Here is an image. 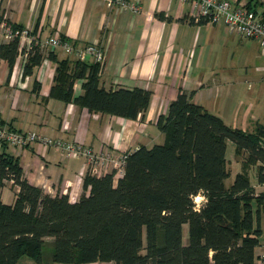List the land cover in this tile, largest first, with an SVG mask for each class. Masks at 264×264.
Here are the masks:
<instances>
[{
	"label": "trees",
	"instance_id": "16d2710c",
	"mask_svg": "<svg viewBox=\"0 0 264 264\" xmlns=\"http://www.w3.org/2000/svg\"><path fill=\"white\" fill-rule=\"evenodd\" d=\"M27 54L24 76L44 58L39 45ZM18 55L17 38L0 43V59L10 68ZM45 56L55 64L50 98L130 120L146 111L149 92L100 86L101 64ZM191 98L178 93L157 120L164 142L129 152L117 179L113 172L85 174L76 202L28 183L18 158L2 152L0 185L12 181L18 191L12 204L0 199V264L22 258L47 264L50 251L47 260L57 264H255L264 191H255L249 172L264 187V126L252 132L232 128ZM227 141L242 158L229 186ZM46 239H52V250L44 254Z\"/></svg>",
	"mask_w": 264,
	"mask_h": 264
},
{
	"label": "crops",
	"instance_id": "0c3cea01",
	"mask_svg": "<svg viewBox=\"0 0 264 264\" xmlns=\"http://www.w3.org/2000/svg\"><path fill=\"white\" fill-rule=\"evenodd\" d=\"M126 1L139 5L141 13L108 6L106 0H0V20L4 18L11 25L27 28L35 38L34 46L39 45L44 55L32 74L26 76L23 67L27 58L18 55L11 68L0 59V122L18 131L35 132L53 140L82 141L94 152L107 149L118 155L162 144L165 137L157 128V120L167 114L170 103L183 91L192 93L194 104L216 115L227 126L247 132L264 126V117L259 120L254 104L239 100L243 75L238 66L246 61L249 48L245 44L251 39L243 43L244 39L221 24L192 23L188 19L189 7L177 0ZM247 2L255 10L263 5V0ZM257 13L264 15V11ZM56 33L77 49L96 44L104 57L100 86L105 90L149 92L146 111L134 120L97 112L98 119L81 122L84 108L50 98L55 64L45 55L52 52L59 60L76 58L60 47L46 44ZM260 55L264 56V52ZM88 61L92 63L93 59ZM81 92V82H76L74 93ZM63 119L69 124L67 130L62 128ZM2 152L17 157L27 182L50 196L68 195L70 202H76L84 192L83 178L88 170L83 158H67L59 149L39 143L26 148L0 144ZM235 157L238 156L234 149ZM241 162L236 174L241 171ZM229 171L230 175L235 172ZM250 181L257 193L264 191L263 186L256 184L255 176ZM17 191L12 181H4L0 185L1 201L12 204ZM260 225L262 235L255 249L256 259L264 252V218ZM183 234L185 239L187 226ZM51 242L52 239H46V244ZM47 259V264H57ZM17 264L38 263L22 258Z\"/></svg>",
	"mask_w": 264,
	"mask_h": 264
},
{
	"label": "built area",
	"instance_id": "2783aa9c",
	"mask_svg": "<svg viewBox=\"0 0 264 264\" xmlns=\"http://www.w3.org/2000/svg\"><path fill=\"white\" fill-rule=\"evenodd\" d=\"M181 5L189 7L188 19L195 24L207 23L211 25H224L228 31L241 39H251L264 49V22L253 8H249L247 0H177ZM107 5H117L123 10L132 13H141V8L135 3L126 0H106ZM19 40V56L27 58V51L34 45L35 38L27 28H14L6 19L0 20V43L3 40ZM46 44L51 48L60 47L67 55H75L76 59L101 64L104 60L102 51L96 44L89 43L77 49L71 43L61 39L56 33L48 39ZM99 114L84 108L82 121L98 119ZM62 128L69 129V124L63 119ZM39 143L47 148L55 147L67 158H83L90 175L101 176L107 172H113L114 179H117L124 172L125 162L129 152H122L118 155L109 150L94 152L90 147L84 146L82 141L67 142L53 140L46 136L31 131H18L0 122V144L13 148H26ZM84 172L79 174L83 177ZM202 200V199H201ZM196 203V202H195ZM199 203H196L198 206ZM255 264H264V252L257 259Z\"/></svg>",
	"mask_w": 264,
	"mask_h": 264
},
{
	"label": "rangeland",
	"instance_id": "374dc122",
	"mask_svg": "<svg viewBox=\"0 0 264 264\" xmlns=\"http://www.w3.org/2000/svg\"><path fill=\"white\" fill-rule=\"evenodd\" d=\"M257 12L264 11V0L263 5L258 6L256 8ZM246 39L242 42L244 43ZM249 48V54L247 55L245 63H242L238 66L239 72L243 75V82L240 84L241 93L239 95V100L242 99L246 103L252 102L255 106V111L258 115L260 121H263L264 117V56L260 55L261 51L264 52V49L258 46V44L254 41H249V43L245 44ZM262 50H261V49ZM261 50V51H260ZM238 53L236 52V56ZM245 80V82H244ZM248 84H250L248 87ZM234 144L231 141H227L226 148V158L231 159L228 162L229 169L234 172L238 164L242 161L241 158H234ZM230 175V177L226 180V186H229L233 180L237 171ZM254 171L249 172V177L251 180L254 179ZM201 198L198 197L194 202H200ZM51 250V245L45 244L43 247V253L46 254Z\"/></svg>",
	"mask_w": 264,
	"mask_h": 264
},
{
	"label": "bare ground",
	"instance_id": "6f19581e",
	"mask_svg": "<svg viewBox=\"0 0 264 264\" xmlns=\"http://www.w3.org/2000/svg\"><path fill=\"white\" fill-rule=\"evenodd\" d=\"M198 198V197H197ZM197 198H196V200H197Z\"/></svg>",
	"mask_w": 264,
	"mask_h": 264
}]
</instances>
